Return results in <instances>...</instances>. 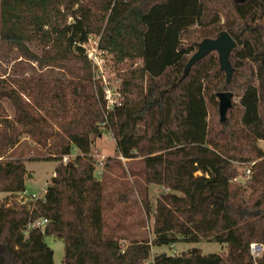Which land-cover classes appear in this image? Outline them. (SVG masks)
Here are the masks:
<instances>
[{
    "label": "trees",
    "instance_id": "obj_1",
    "mask_svg": "<svg viewBox=\"0 0 264 264\" xmlns=\"http://www.w3.org/2000/svg\"><path fill=\"white\" fill-rule=\"evenodd\" d=\"M221 31L237 43L231 81L216 52L186 72L197 43ZM92 36L118 59L141 62L126 74L123 103L110 110L89 83L85 47ZM0 38L20 53L18 79L11 80L16 86L0 80V156L29 137L58 161L51 185L34 203L8 201L27 190V159L0 161V192L7 194L0 198V264H54L46 236L63 241L62 264H264V256L254 260L249 249L253 241L264 243V150L258 144L264 140V0H0ZM34 43L41 55L32 51ZM23 59L36 61L40 73L52 69L51 77L26 78ZM70 60L81 61L85 71L70 70ZM226 90L237 101L221 121L217 92ZM4 100L14 107L12 118ZM104 128L118 154L141 157L139 167L129 168L134 185L163 188L151 243L134 239L123 246L127 237L115 236L116 228L105 231V184L91 154ZM74 147L77 155L63 162ZM251 161L249 178L239 184L235 162ZM142 202L149 211L146 198ZM38 217L48 218L45 229L27 231ZM201 240L225 244L226 253L195 248L152 256L153 245Z\"/></svg>",
    "mask_w": 264,
    "mask_h": 264
},
{
    "label": "rangeland",
    "instance_id": "obj_2",
    "mask_svg": "<svg viewBox=\"0 0 264 264\" xmlns=\"http://www.w3.org/2000/svg\"><path fill=\"white\" fill-rule=\"evenodd\" d=\"M218 35V34H215ZM33 52L41 55L42 49L38 44H31ZM85 50L88 54L90 61L92 78L90 84L92 85L94 94L101 102V92L103 99L106 100V104L111 106L112 104L106 98L107 92L111 91L113 94H121V98L126 95L123 82L126 79V74L141 65L138 60H120L117 55L108 51H103L98 46V37L92 36L90 41L86 44ZM20 56L17 48L11 44H8L0 38V80H7L13 86H16L15 82H11L12 79H18V73L15 70L18 69ZM22 70L26 78H42L44 80L49 79V70L45 69L43 72L37 69L39 66L36 61L22 60ZM30 64V65H29ZM70 70L75 73L82 74L85 69L81 61L70 60L67 62ZM32 68H36L33 72ZM57 67L59 69L60 67ZM251 70L256 71V65L251 63ZM235 72V71H234ZM69 73L66 71L65 75ZM240 80V77H239ZM23 98L26 101H30V96L25 93ZM237 101V97L234 95L233 102ZM4 106L12 118L14 116V107L10 101L4 100ZM52 123L54 121H51ZM53 129L56 128L54 123ZM258 144L264 150V140H258ZM116 140L111 130L104 128L100 135L94 140L91 148V154L97 160L96 174L99 178L103 179L104 187V202H103V216L106 222L105 231L116 228L115 236H125L127 240L122 241V245L126 246L130 240H143L148 238L150 243L154 239L153 234V222H154V210L156 200L161 191L162 186L150 184L146 185L145 182L142 186L134 185V178L129 173V168L139 167L141 157L134 159H126L117 152ZM78 153L77 148L72 149V154ZM49 153L38 144L34 143L29 137L23 138L8 154L4 156V159L12 158H25L27 175L25 178L26 189L35 194L36 197H43L45 189L51 185L52 176L58 161L49 157ZM73 158V157H71ZM108 158H112L108 161ZM105 163L108 166L104 167ZM141 166V164H140ZM239 170V176L237 182L243 184L247 178L244 175L245 166L236 165ZM105 173V177L103 174ZM101 173V174H100ZM100 174V175H99ZM197 174H200L198 172ZM143 182V181H142ZM121 194H127L128 199L121 200ZM7 196L6 193L0 192V198ZM16 196H8V201L11 202ZM146 198L149 204V211L143 208L142 201ZM34 203V202H32ZM45 241L54 251L53 259L54 264H62L64 255V243L59 238L53 236H46ZM199 249L204 254L209 253H226V245L214 240H201L199 242H186L181 241L171 245L152 246V256L159 253H166L168 255L181 254L192 249Z\"/></svg>",
    "mask_w": 264,
    "mask_h": 264
},
{
    "label": "water",
    "instance_id": "obj_3",
    "mask_svg": "<svg viewBox=\"0 0 264 264\" xmlns=\"http://www.w3.org/2000/svg\"><path fill=\"white\" fill-rule=\"evenodd\" d=\"M237 43L235 39L227 32L221 31L215 38H205L199 43H197V50L191 56L186 65V72H188L191 66L198 60L205 57L211 52H216L218 54V59L220 63V69L226 74V81L230 82L234 68L230 62V54L236 47ZM264 64V58H263ZM217 98L219 102V115L221 121H225L227 117L228 110L233 106L234 93L232 91H219L217 92ZM166 253H162L161 256L164 257Z\"/></svg>",
    "mask_w": 264,
    "mask_h": 264
},
{
    "label": "built area",
    "instance_id": "obj_4",
    "mask_svg": "<svg viewBox=\"0 0 264 264\" xmlns=\"http://www.w3.org/2000/svg\"><path fill=\"white\" fill-rule=\"evenodd\" d=\"M106 98L110 101V103L112 104L111 106L107 108L110 110L112 109L114 106H119L123 103V97L121 98V94H113L111 93V91L107 92ZM75 155H77V153L72 154L68 153L62 156V161L63 162H67L68 160L72 159L71 157H75ZM4 160V156H0V161ZM236 165H244L245 166V172L244 175L249 178L250 174H251V169L252 166L255 164V161H251V162H235ZM46 191V189H45ZM19 195L18 198H14V200L18 201V202H22L25 203L27 201H31V202H35L37 199L42 198V197H36L34 193H32L31 191L25 190L23 191L21 194H16ZM14 195V196H16ZM49 222L48 218L45 217H38L36 219H32L29 221L28 226H27V231L29 229H33V228H39L41 230H44L47 223ZM250 249V254L253 257L254 260L260 259L264 256V243L260 242V241H253L250 243L249 246Z\"/></svg>",
    "mask_w": 264,
    "mask_h": 264
},
{
    "label": "crops",
    "instance_id": "obj_5",
    "mask_svg": "<svg viewBox=\"0 0 264 264\" xmlns=\"http://www.w3.org/2000/svg\"><path fill=\"white\" fill-rule=\"evenodd\" d=\"M140 61V60H139ZM135 69V68H134ZM25 138V137H24Z\"/></svg>",
    "mask_w": 264,
    "mask_h": 264
}]
</instances>
